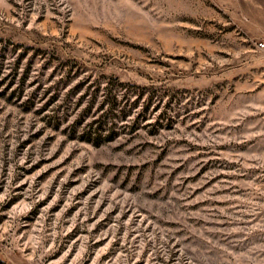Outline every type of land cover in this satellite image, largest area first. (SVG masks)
<instances>
[{
	"label": "rangeland",
	"instance_id": "1",
	"mask_svg": "<svg viewBox=\"0 0 264 264\" xmlns=\"http://www.w3.org/2000/svg\"><path fill=\"white\" fill-rule=\"evenodd\" d=\"M0 264H264V0H0Z\"/></svg>",
	"mask_w": 264,
	"mask_h": 264
}]
</instances>
